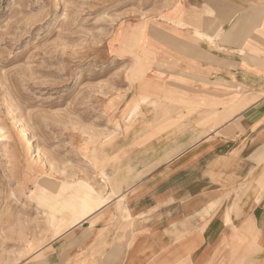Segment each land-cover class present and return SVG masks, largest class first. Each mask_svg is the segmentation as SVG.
<instances>
[{
  "label": "rangeland",
  "instance_id": "obj_1",
  "mask_svg": "<svg viewBox=\"0 0 264 264\" xmlns=\"http://www.w3.org/2000/svg\"><path fill=\"white\" fill-rule=\"evenodd\" d=\"M181 3L0 0V264L80 262L71 243L81 239L88 223L49 242L74 213H83L66 203L82 194L87 210L100 203L88 189L90 181L104 194L125 190L135 172L136 154L130 151L152 147L156 132L168 134L167 115L153 121L151 102L144 105L146 113L127 118L143 90L129 76L134 61L128 50L146 46L143 57L152 73L163 69L156 64L160 42L170 35L168 17ZM121 30L135 37L127 45ZM147 79L153 81V74ZM38 183L49 190L36 199ZM57 203L66 208L52 222ZM246 205L240 201L236 213H246Z\"/></svg>",
  "mask_w": 264,
  "mask_h": 264
},
{
  "label": "crops",
  "instance_id": "obj_2",
  "mask_svg": "<svg viewBox=\"0 0 264 264\" xmlns=\"http://www.w3.org/2000/svg\"><path fill=\"white\" fill-rule=\"evenodd\" d=\"M190 5L201 18L184 17ZM168 18L216 37L170 23L156 61L164 68L139 83L127 118L147 96L136 113L151 102L168 134L130 151L129 187L105 192V206L49 243L88 223L71 243L78 264H264V0H183Z\"/></svg>",
  "mask_w": 264,
  "mask_h": 264
},
{
  "label": "bare ground",
  "instance_id": "obj_3",
  "mask_svg": "<svg viewBox=\"0 0 264 264\" xmlns=\"http://www.w3.org/2000/svg\"><path fill=\"white\" fill-rule=\"evenodd\" d=\"M188 9H189L188 12H189L190 15L185 12V16L184 17H187V16L188 17H193V18H196V17L197 18H201L202 17V13H201L202 10H200L201 8L192 7L190 5V8H188ZM168 20H169V23H171L172 25H174L176 27H179V28H182V29L190 28L192 30V32L197 37H200L202 39L204 38L205 40L210 41L212 44L216 40V37L204 33L203 30H202V28H201V26L199 24H195V23L189 22L187 20H173V19H169V18H168ZM137 33L138 32H134V35H136ZM118 35H119L120 41L123 42V44H125V45H127L126 44V41H128V40H130L132 38H135L132 34L127 35V33H124L122 30L120 31V33ZM143 39H144V37H143ZM146 49H148L146 46L140 44L139 45V50H141V51H139L137 48H133V47L128 50L129 53L133 55V61H134V63L132 64L131 72H130L129 76L131 77V80H132V82H133L134 85L135 84L142 83L143 81H145V79H146V77H147V75L149 73V69L151 68V65L149 64V62L147 61V59L143 57V53L148 54L147 51H146ZM148 100H149V97H147V96L142 97L140 99V103H138L136 105L135 111L132 112V113H130V115L131 116L134 115L136 113V110L138 109L139 105L141 103H143V102L148 101ZM29 142H30V144L32 146V138L31 137H29ZM104 179H106V178H104ZM62 183L63 182H61L58 185L57 190L55 192H53V193H57L58 194V192L60 190V185ZM36 187H37L36 199H37V194L42 198L43 193L44 192H48V190H49V187L45 186L44 183H38ZM88 189H91L96 194L97 199H101L100 200V203L98 205H96V206L90 207L87 210V208H88L87 200H86V198L84 197L83 194L80 196V198L77 201H75L76 204L73 203V202L66 203L65 204L66 207L67 206H70V207H72V208L74 207L75 209H78V210L81 208V209H83V213H81V212L80 213L79 212L74 213L71 217H75L76 216V218H73L71 221H69V223L66 224L67 225L66 228H64L60 233H62L63 231H65V230H67L69 228H71L72 226H74L76 224H79V223L83 222L86 219H89L100 208H102L103 206H105L106 203L109 201V199H110L109 196H107L106 194H104V192L101 190V188L96 187L93 182L90 181V184H89ZM39 198H38V200H39ZM44 201H45V199H44ZM45 202H43V203H45ZM65 208H62L61 203H57L56 204V208L53 210V213L54 214L52 215V217H53L52 222H56V221L62 219L61 214H59L58 211H63V210H65ZM49 219H50V217H49ZM227 221L228 220L226 219V222ZM226 226H227V224H226ZM241 235L244 236L245 234L242 233ZM27 241H28L27 242V246L31 245V243L33 242V241H31V239L30 240H27ZM35 241H37V240H35Z\"/></svg>",
  "mask_w": 264,
  "mask_h": 264
}]
</instances>
